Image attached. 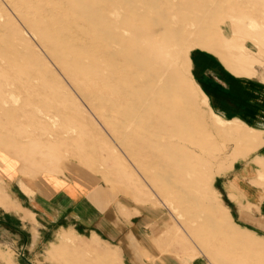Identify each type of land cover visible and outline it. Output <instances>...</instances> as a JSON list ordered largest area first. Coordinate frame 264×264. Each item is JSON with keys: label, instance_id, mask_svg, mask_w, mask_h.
I'll return each mask as SVG.
<instances>
[{"label": "rangeland", "instance_id": "obj_1", "mask_svg": "<svg viewBox=\"0 0 264 264\" xmlns=\"http://www.w3.org/2000/svg\"><path fill=\"white\" fill-rule=\"evenodd\" d=\"M237 82L264 85V0H0V215L35 220L15 183L77 184L153 212L162 254L264 264L218 184L254 162L264 184V130L214 102ZM25 223L0 229V264L121 263L96 235Z\"/></svg>", "mask_w": 264, "mask_h": 264}, {"label": "crops", "instance_id": "obj_2", "mask_svg": "<svg viewBox=\"0 0 264 264\" xmlns=\"http://www.w3.org/2000/svg\"><path fill=\"white\" fill-rule=\"evenodd\" d=\"M198 70L200 71V68ZM251 84L252 89L246 84L235 83L233 88L237 97L236 99L233 97L234 100L220 95V92H212L215 96L214 102L220 110L236 111L238 116L234 118L264 130V85L259 86L253 82ZM221 98L226 100L222 101ZM259 155L264 156L262 153ZM253 164L255 168L253 165L248 168L249 164L246 163L243 168L234 169V173L219 179L218 184L222 191L221 195L229 202L230 212L234 211L242 216L245 222L263 233L264 184L255 181L256 173H252L251 170L252 168L257 170V165L255 162ZM15 185L17 192L12 189V185L10 187L12 197L30 210L35 220L25 218L24 213L15 209H5L6 213L0 215V229L16 230L20 225L24 226L25 222L42 224L45 228L59 227L58 229L69 225L68 227H76L78 231L89 234L90 238L96 235L103 242L110 244L119 252L120 264H210L204 256H196L184 262L173 255L162 254L155 241L157 234L150 227L154 221L153 212L147 211L146 208H138L140 213L127 219L121 214L119 202L108 204L101 200L99 193L91 194L84 186L74 184L71 189L67 185H55L51 187L52 189L47 185L38 186L46 194L41 192L28 194L18 183ZM231 185L236 189L235 197L231 196ZM19 191L24 196L20 197ZM96 197L101 200L98 199L99 203L95 201ZM251 219L254 223L250 221ZM35 241L33 240L34 246Z\"/></svg>", "mask_w": 264, "mask_h": 264}]
</instances>
